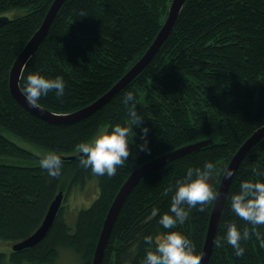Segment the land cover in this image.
<instances>
[{
    "label": "trees",
    "instance_id": "1",
    "mask_svg": "<svg viewBox=\"0 0 264 264\" xmlns=\"http://www.w3.org/2000/svg\"><path fill=\"white\" fill-rule=\"evenodd\" d=\"M52 2L0 0V17L14 8L27 9L22 16L4 17L0 22V240L13 245L32 235L59 191L66 195L93 179L99 194L90 206L78 211L73 226L66 221L61 204L37 244L11 250L8 259L0 251V264H53L60 249L70 250L81 264H91L107 211L128 175L159 155L208 139L211 142L206 146L138 181L117 215L101 264H143L147 251L155 246L154 242L146 244L143 237L155 239L170 231L185 235L201 253L213 202L203 212L193 208L188 219L172 229H164L159 220L164 213L171 214L176 181L185 177L189 167L214 163L212 187L216 192L232 156L264 126V0H186L168 37L144 69L95 112L67 125L49 124L32 115L16 102L8 85L15 59ZM170 2L65 0L26 62L20 89L24 93L29 74L49 79L59 75L66 82L63 100L50 92L37 102L39 106L69 114L93 103L145 53L165 22ZM129 91L143 117L141 127L149 130L150 151L139 150L141 127H134L132 155L124 166L117 168L114 177L94 176L80 166L75 147L89 141L103 126L125 125L128 109L122 100ZM14 138L45 152L35 153ZM48 151H55L64 162L59 178L52 179L39 165ZM71 156L77 157L68 158ZM254 169L264 172V137L251 147L232 178L214 241L226 237L229 223H235L241 232L244 227L251 229L232 211L231 197L240 191L243 181L264 182V176L256 175ZM169 188L172 192L166 191ZM258 231L264 233V226ZM214 241L208 264H264V249L255 236L241 241L245 249L241 257L226 239L220 248Z\"/></svg>",
    "mask_w": 264,
    "mask_h": 264
},
{
    "label": "clouds",
    "instance_id": "2",
    "mask_svg": "<svg viewBox=\"0 0 264 264\" xmlns=\"http://www.w3.org/2000/svg\"><path fill=\"white\" fill-rule=\"evenodd\" d=\"M83 16V13H81ZM66 82L62 76L53 79L46 78L39 73L29 74L24 85L26 101L32 107L38 106V101L54 92L57 99L63 100ZM122 103L127 107L128 120L125 125L116 123L111 126H103L98 129L94 137L89 141L76 145L75 152L79 153V164L84 169H90L94 176L114 177L117 168L123 167L125 161L132 155L130 144L133 143L134 127H141L143 117L137 112V105L133 92L124 93ZM147 127H141L140 139L143 141L138 148L140 151L149 152L147 144ZM131 138V141H130ZM63 160L55 151H48L39 160L40 167L45 170L52 179L61 176ZM216 165L205 161L203 168L189 167L183 179L177 180L175 192L171 196L169 213H164L159 223L164 229H172L177 224H183L189 217L193 208L203 212L207 205L215 201L218 193L213 190L209 178H213ZM256 175L264 176V172L253 170ZM233 175L231 169L225 171L226 178ZM240 191L231 197V209L235 215L246 224L242 232L235 223L227 224L226 237H217L214 241L217 248L223 247L226 239L228 245L235 250V255L241 257L245 249L241 241H248L252 236L256 237L261 249H264V233L258 231V227L264 226V182L248 180L240 184ZM172 192V188L166 190ZM157 210H153L155 216ZM146 244L154 248L148 250L143 264H201L202 253L196 251L195 245L185 235L178 231H170L158 235L143 237Z\"/></svg>",
    "mask_w": 264,
    "mask_h": 264
},
{
    "label": "water",
    "instance_id": "3",
    "mask_svg": "<svg viewBox=\"0 0 264 264\" xmlns=\"http://www.w3.org/2000/svg\"><path fill=\"white\" fill-rule=\"evenodd\" d=\"M65 0H53L51 3L44 20L42 21L39 28L32 35L29 41L26 43L23 50L19 53L17 58L15 59L10 73H9V90L12 97L16 100L18 104H20L24 109L30 112L32 115L38 117L39 119L49 123L56 125H67L79 121L85 117H88L90 114L95 112L98 108L108 102L114 95H116L122 88H124L132 79H134L143 69L144 67L151 61L154 55L157 53L163 42L168 37L170 31L172 30L175 20L181 11L186 0H171L168 14L163 23L161 29L157 33L155 39L145 51V53L141 56V58L119 79V81L114 84L105 94H103L100 98L95 100L93 103L76 110L69 114H56L47 109L42 108L41 106L32 107L26 101L25 94L20 89L19 80L21 77L22 70L29 60V58L36 51L40 43L43 41L45 35L48 32V29L53 22L57 12L60 7L64 3ZM0 22H4V17H0ZM264 137V126L254 131V133L248 137L244 143L238 148L236 153L232 156L229 161L225 171L227 169H231L233 171V175L230 178H226L225 171L223 176L219 182L217 193L218 197L215 201H213V206L208 222V227L204 239V244L202 248V260L201 264H208L210 254L212 251L213 241L215 237V232L217 228L218 219L221 213V209L227 195L229 186L231 184L232 178L251 147L258 142L261 138ZM211 141L208 139L198 140L186 145H183L179 148L171 150L167 153L159 155L156 158H153L139 166H137L126 178L123 184L120 186L117 191L108 211L103 221V225L101 228V232L96 244L92 264H101L103 252L105 245L108 241L110 232L116 220V217L126 200L130 191L134 188V186L138 183V181L147 173L160 168L161 166L169 163L170 161L179 158L187 153L198 150ZM77 156H71L68 158H76ZM210 183L214 184L215 177L209 178ZM63 200L62 191H59L55 196L54 200L50 203L47 212L40 224V226L35 230V232L27 237L26 239L14 243L12 245L13 251H19L24 248L32 247L37 244L48 232L53 221L57 215L61 202Z\"/></svg>",
    "mask_w": 264,
    "mask_h": 264
},
{
    "label": "rangeland",
    "instance_id": "4",
    "mask_svg": "<svg viewBox=\"0 0 264 264\" xmlns=\"http://www.w3.org/2000/svg\"><path fill=\"white\" fill-rule=\"evenodd\" d=\"M27 13L26 8H14L2 13L1 17L5 18H16ZM142 107V103L140 105ZM14 140L21 146L35 152L38 154H43L45 150L43 148L34 146L32 144L26 143L23 140L14 138ZM70 178L68 179L69 183ZM67 186V184H66ZM99 194V188L97 181L90 179L85 185L78 186L71 189V192H67L62 201L63 210L66 215L65 219L70 226L74 225V221L78 211L82 208H86L91 205V203L97 198ZM12 250V244L3 240H0V251L6 253V259ZM31 264V263H23ZM53 264H81L77 256H75L70 250L60 249L59 255Z\"/></svg>",
    "mask_w": 264,
    "mask_h": 264
},
{
    "label": "bare ground",
    "instance_id": "5",
    "mask_svg": "<svg viewBox=\"0 0 264 264\" xmlns=\"http://www.w3.org/2000/svg\"><path fill=\"white\" fill-rule=\"evenodd\" d=\"M29 10V9H28ZM44 20V19H43ZM206 109V108H205ZM228 149V148H227ZM237 150V149H236ZM227 151V150H226ZM235 151V150H234ZM72 153H74V152H72ZM76 153V152H75ZM225 153V152H224ZM228 154V153H227ZM223 156V155H222ZM221 156V157H222ZM227 156V155H226ZM228 156H230V155H228ZM220 158V157H219ZM218 159V158H217ZM224 159V158H223ZM70 161V160H69ZM218 161V160H217ZM228 161V160H227ZM23 162V161H22ZM21 162V163H22ZM159 169V168H158ZM81 185V184H80ZM62 194H63V199H64V196H65V194L63 193V191H62ZM54 200V199H53ZM52 200V201H53ZM63 201V200H62ZM61 204H62V202H61ZM117 218V217H116ZM107 244V243H106ZM106 246V245H105ZM96 248V247H95ZM105 249V248H104ZM95 252V251H94ZM103 255H104V252H103ZM93 256H94V253H93ZM102 258H103V256H102ZM92 260H93V257H92ZM101 263H102V260H101ZM92 264V263H91Z\"/></svg>",
    "mask_w": 264,
    "mask_h": 264
}]
</instances>
